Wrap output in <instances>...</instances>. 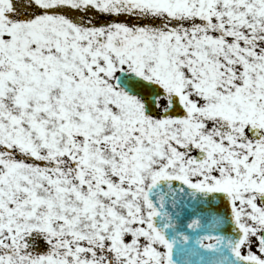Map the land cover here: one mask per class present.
Instances as JSON below:
<instances>
[{"label": "snow or ice", "instance_id": "6c2138e0", "mask_svg": "<svg viewBox=\"0 0 264 264\" xmlns=\"http://www.w3.org/2000/svg\"><path fill=\"white\" fill-rule=\"evenodd\" d=\"M0 264H264V0H0Z\"/></svg>", "mask_w": 264, "mask_h": 264}, {"label": "water", "instance_id": "95a60500", "mask_svg": "<svg viewBox=\"0 0 264 264\" xmlns=\"http://www.w3.org/2000/svg\"><path fill=\"white\" fill-rule=\"evenodd\" d=\"M188 205H189V204H186L185 207H188ZM221 207H222V206H221ZM225 227H226V226H225ZM222 228H224V227H222ZM225 229H226V228H225ZM222 230H223V229L220 230V233L222 232ZM214 233H215V232H212L213 235H215ZM216 234H217V233H216ZM221 234H225V233H221ZM196 259L199 260V257H196Z\"/></svg>", "mask_w": 264, "mask_h": 264}, {"label": "flooded vegetation", "instance_id": "af4514ba", "mask_svg": "<svg viewBox=\"0 0 264 264\" xmlns=\"http://www.w3.org/2000/svg\"><path fill=\"white\" fill-rule=\"evenodd\" d=\"M210 241L206 240L204 243H209Z\"/></svg>", "mask_w": 264, "mask_h": 264}, {"label": "rangeland", "instance_id": "374dc122", "mask_svg": "<svg viewBox=\"0 0 264 264\" xmlns=\"http://www.w3.org/2000/svg\"><path fill=\"white\" fill-rule=\"evenodd\" d=\"M121 19H123V17H121Z\"/></svg>", "mask_w": 264, "mask_h": 264}]
</instances>
